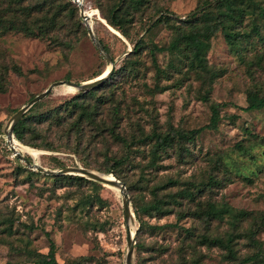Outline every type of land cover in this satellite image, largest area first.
Here are the masks:
<instances>
[{"label":"rangeland","instance_id":"374dc122","mask_svg":"<svg viewBox=\"0 0 264 264\" xmlns=\"http://www.w3.org/2000/svg\"><path fill=\"white\" fill-rule=\"evenodd\" d=\"M113 1L85 0V8L93 10L89 21L96 36L110 47L116 68L129 56L133 42L140 37L149 42L140 52L137 75L117 72L98 89V94L104 98L114 92V100L121 101L123 118L119 130L130 138L137 132L138 123L147 132L155 128L164 134L171 127L204 128L193 139H184L181 148L176 143L167 151L161 149L156 162L152 159V143H136L128 149L105 131L104 135L95 137L98 131L88 126L79 140L69 129V123L63 126L39 123L42 135L52 143L32 146L20 140L38 153L19 150L48 168H60L58 163L63 162L65 166L83 165L101 173L107 172L108 158L127 154L128 157L117 164L119 177L127 181V187L129 184L130 195L145 200L152 199L153 185H161L171 177L181 182L159 189L163 198L168 192L181 190L189 180L204 183L214 175L220 182L205 185L196 199L181 197V205L171 203L173 212L148 216V219L153 223L176 222L179 210H194L199 200L201 206L212 201L217 206L227 207L224 216L206 222L188 214L176 226L156 234L142 232L145 246L139 253L150 264L178 261L181 246L196 242L195 238L184 241L185 231L181 226H192L195 234H225L234 230L240 233L238 253L253 252L255 247L247 235L254 226L253 217L239 219L234 225L232 213L240 209L264 211V107L244 108L252 90L264 96V17L260 13L264 11V0H254L258 7L246 15L238 27L248 34L239 48L230 45L222 29L211 37L208 61L221 75L212 84L210 98L224 103L216 128L206 127L212 114L211 101L203 97L209 80L198 77L187 65L178 67L179 56L168 48L178 26L187 28L184 19L205 0H150L136 11L132 21L126 22L129 37L110 24L98 7L102 4L109 12ZM215 2L211 0L210 4ZM162 13L167 17L148 30ZM71 23L69 21L61 32L62 39L65 37L67 41L19 32L0 36V72L5 74V87L0 90V123L3 124L0 130V219L9 218L13 222V233L4 231L5 224H0V264H39L37 259L48 253L52 240L60 264H126L129 228L135 232L137 242L138 218L134 212L130 225L127 224L119 189L98 180L99 184L73 181L63 185L45 175L46 172L29 166L15 154L7 140L9 121L33 95L57 80L82 82L109 68L110 61L89 32H75ZM152 43L164 47L156 51L158 69L150 51ZM14 65L19 66L20 71ZM64 84L54 86L43 98L42 110L59 105L81 91L76 88L67 92ZM112 103L107 101L100 109L99 118L112 121ZM127 108L130 115H126ZM256 238L264 244V229L258 231ZM199 249L204 254L203 264H229L223 258V249L200 245ZM137 259L136 247L132 264H137Z\"/></svg>","mask_w":264,"mask_h":264},{"label":"trees","instance_id":"16d2710c","mask_svg":"<svg viewBox=\"0 0 264 264\" xmlns=\"http://www.w3.org/2000/svg\"><path fill=\"white\" fill-rule=\"evenodd\" d=\"M148 1L150 0H114L109 8V12L105 10L102 4L98 5V7L110 24L119 29L122 34L129 37V31L125 26L126 22L132 21L136 11L145 6ZM210 3L211 0H205L203 4L188 15V18L184 19V21L188 23V27L182 28L181 25L178 26L168 48L176 52L179 56L180 62L178 67L179 65H187L188 69L197 72L196 74L198 77L202 78L204 81L209 80V86L206 88L203 97L205 100L211 101L212 114L210 122L206 124V127L216 128L222 118L221 107L224 103L212 101L210 98L212 84L215 78L221 75L220 71L210 66L208 61L211 37L222 29L230 45L239 48L240 44L248 38V34L238 27L242 25L243 18L246 15L256 10L258 4L254 0H216L215 3ZM199 8L201 9L198 10ZM260 13L264 17V11ZM165 17H167V15L162 13L161 16L148 27V30H151L158 24L159 20ZM69 21L72 22L71 29H74L75 32H88V27L84 23L83 16L80 12V5L75 0H0V36L9 32H19L26 36L50 37L55 41H60L59 39H62L61 32L64 27L68 26ZM78 34L79 33H76V35ZM64 39L66 40L65 37H63L62 40ZM100 40L104 44L106 50L113 56L110 47L103 39L100 38ZM133 44V49L129 52V56L126 58L125 62L119 68L115 67L112 74L100 85L86 91H80L65 102L46 110L41 109L44 97L37 101L14 125L13 131L16 138L32 146H49L52 142H48L45 135H42L41 129L38 127L39 123L48 122L55 126H63L69 123V129L75 132L79 140L86 134L85 127L88 126L98 131L95 137L104 135L105 131L109 133L115 141L123 143L128 149L136 145V143H152L151 152L153 162L157 161L156 157L161 149L167 151L169 146H173L176 143H179V147L181 148L184 146L181 144L184 139H193L195 134L204 127L192 129L171 127L170 130L164 134L155 128L151 132H147L143 125L138 123L137 132H133L130 138L119 130L121 119L123 118V106L121 101L114 100V92L110 97L104 98L103 95L98 94V89L114 78L117 72H128L134 75L139 73L140 52L144 47L148 46L149 42L145 38L140 37L137 41L133 42ZM158 49H164V47L158 46L157 43H152L150 46V51L157 69L158 61L156 51ZM131 55H135V58ZM14 67L19 71L21 69L17 65H14ZM103 70L104 68L95 75L101 74ZM4 84L5 74L1 71L0 90L4 89ZM34 96L35 95L31 98ZM107 101L113 102L111 108L112 121L99 118L100 109ZM262 107H264V96L260 95L257 90H252L248 94V104L244 108L246 110H251ZM126 115H130L129 108L126 110ZM2 126L3 124L1 122L0 130ZM39 136L42 137L40 141L37 140ZM240 148L246 150V147L241 145ZM25 156L30 160L32 159L31 155ZM127 157L128 155L125 154L120 158H108L106 160V173L113 171L121 177V174L117 171V164ZM217 163H220V160H218ZM58 166L63 167L65 164L59 162ZM45 175L52 177L63 185H65L66 182L73 181H77L78 183L87 181L99 184L98 181L80 174L46 173ZM180 182L181 180L171 177L161 185H153L151 187L153 197L150 200L136 198L130 195L133 210L139 221V227L137 229L138 238L135 246L138 250L137 264H150L148 262L149 260L139 253L145 246V241L141 238L142 232L156 234L167 227L176 226L179 224V220L188 214H192L194 217H198L203 221L210 222L215 217L222 218L224 213L228 211L227 207L217 206L215 202L212 201H208L205 206H201L202 201L199 200L196 209L179 210L177 212L176 222L153 223L149 221L148 216H163L173 212L174 208L171 206V203L181 205L183 203L181 197H188L194 200L205 185L219 183L220 180L214 175L209 176L208 181L204 182L205 184L189 180L181 190L168 192L166 198L159 195V189L177 185ZM129 189L130 186L128 184V190ZM249 216H252L255 221L253 223L254 226L247 232L251 244L255 247L253 252H247L244 255L238 253V248L236 246L238 243L237 238L240 237V233L234 230H230L225 234H213L208 232L195 234L192 226H181L182 230L185 231L184 241L187 238H195L196 242L185 243L181 246L182 255L180 259L166 264H203L204 254L200 251L199 245L207 246L208 248L217 246L223 249V258L228 261L229 264H264V244L262 240L256 238L258 231L264 229V211L254 212L240 209L232 213L234 225L237 224L239 219L248 218ZM0 224H5L3 228L4 231L13 233L12 220H9V218L0 219ZM25 226L28 227L29 225ZM37 262L39 264H60L56 257V244L54 240L51 241L48 253L38 258Z\"/></svg>","mask_w":264,"mask_h":264},{"label":"water","instance_id":"95a60500","mask_svg":"<svg viewBox=\"0 0 264 264\" xmlns=\"http://www.w3.org/2000/svg\"><path fill=\"white\" fill-rule=\"evenodd\" d=\"M79 5H80V12L83 18L86 20V24L88 27V32L91 35L93 41L95 42L96 46L98 49L104 53L108 60L110 61V66L107 68L103 73L97 75L94 78L82 81V82H75L69 79H62V80H57L53 82L49 87H47L44 91L36 94L33 98H31L27 103H25L23 106H21L13 115L11 120L8 123L7 126V140L10 145V148H12L15 152V154L20 157L21 159H24L29 166L33 168H37L38 170H41L46 173L50 174H65V173H70V174H80L84 175L88 178L94 179L101 181L106 184L118 186L121 190V193L123 195V207H124V215L127 221V224L130 225L131 220L134 217V210L132 206V200L131 196L128 190V187L126 185V182L121 179L118 175H116L113 171L110 173L112 176H106L101 174L99 171H96L94 169L88 168L83 165H66L60 168H48L42 164H39L35 160H30L28 159L24 153H22L14 144V141L16 139V136L14 134L13 128L14 125L18 122V120L24 115V113L31 107L33 106L37 101L48 95L54 86L59 85V84H70L76 86L81 91H86L91 88H94L98 85H100L102 82H104L113 72V70L116 67V61L113 59L111 53L106 50L104 44L101 42L100 38L96 36L94 32V28L92 24L89 21L90 15L87 14V9L85 8V0H76ZM136 246V237H135V232L129 228L128 229V248L126 252V264H132L133 260V255H134V250Z\"/></svg>","mask_w":264,"mask_h":264},{"label":"bare ground","instance_id":"6f19581e","mask_svg":"<svg viewBox=\"0 0 264 264\" xmlns=\"http://www.w3.org/2000/svg\"><path fill=\"white\" fill-rule=\"evenodd\" d=\"M93 10H91L90 8H88L87 9V14H89V15H91L93 12H92ZM65 85V84H64ZM76 90V86H74V85H70V84H66V91L67 92H73V91H75ZM78 92V91H77ZM71 94V93H70ZM64 95V94H63ZM14 144L16 145V147L18 148V149H27V150H29L33 155H37V153H38V150L37 149H34V148H31V147H29L28 145H25V144H23V143H21V142H19V140L16 138L15 139V141H14ZM34 157V156H33ZM101 173V172H100ZM101 174H103V175H106V176H112V174L111 173H101ZM108 186H112V187H116L117 189H119L120 190V188L118 187V186H114V185H110V184H108ZM120 193H121V190H120Z\"/></svg>","mask_w":264,"mask_h":264},{"label":"built area","instance_id":"2783aa9c","mask_svg":"<svg viewBox=\"0 0 264 264\" xmlns=\"http://www.w3.org/2000/svg\"><path fill=\"white\" fill-rule=\"evenodd\" d=\"M76 1V0H75Z\"/></svg>","mask_w":264,"mask_h":264}]
</instances>
